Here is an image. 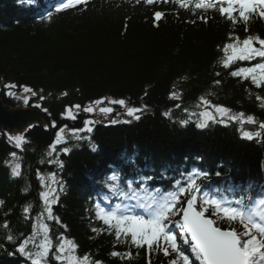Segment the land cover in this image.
I'll use <instances>...</instances> for the list:
<instances>
[{
	"label": "trees",
	"instance_id": "obj_1",
	"mask_svg": "<svg viewBox=\"0 0 264 264\" xmlns=\"http://www.w3.org/2000/svg\"><path fill=\"white\" fill-rule=\"evenodd\" d=\"M155 11L165 13L158 22L153 19ZM52 13L51 19H45L47 11L37 12L28 0H0V102L11 108L20 106L19 100L6 93L18 94L27 86L37 93L27 107L39 110L46 119L45 125L24 132L28 143L23 150L0 135V200L4 201L0 225L8 222L11 233L19 237L17 244L32 234L42 210L38 171L55 174L64 185L53 205L60 223L45 220L53 243L63 233L78 245L77 255L87 253L103 264H149L145 248L117 243L114 232L110 234L91 214L99 196L111 195L102 181L113 170L122 171L125 181L152 175L154 185L164 189L179 173L206 170L210 190L223 191L228 198L256 196L264 188V140L242 139L238 123L200 129L192 122L186 126L177 122L185 108L199 104L201 96L233 113L264 121V107L255 98L256 94L264 96V89L232 77L221 63L223 45L232 42L229 33L241 39L247 35L264 38V18L252 14L246 25L240 22L233 28L211 9L206 13L195 10L193 15L171 2L146 5L136 0H90ZM237 66H249V62ZM10 84L17 87H5ZM174 88L179 100L169 99ZM102 97L141 103L147 111L132 123L95 124L90 144H69L68 154L58 151L62 168L49 164L52 157L47 152L60 127L80 128V116L78 120L62 116L66 107H85ZM35 103L41 107L31 106ZM169 109L171 119L162 115ZM53 121L56 127L51 126ZM244 130L257 131L258 124L244 125ZM91 144L97 145L96 151ZM14 151L20 158L19 177H13L9 167ZM26 187L29 190L24 192ZM28 204L32 209L26 219L23 209ZM93 227L105 231L94 233ZM7 234L0 227V264H26L19 253L9 255L16 244L7 241ZM112 251H131L132 258L113 257ZM150 260L151 264H169L170 258L160 251L153 252Z\"/></svg>",
	"mask_w": 264,
	"mask_h": 264
},
{
	"label": "snow or ice",
	"instance_id": "obj_2",
	"mask_svg": "<svg viewBox=\"0 0 264 264\" xmlns=\"http://www.w3.org/2000/svg\"><path fill=\"white\" fill-rule=\"evenodd\" d=\"M87 2L88 0H58L54 5V11L60 13L86 5ZM143 2L146 5L171 2L180 9L192 11L193 15L195 10L206 13L211 9L229 21L233 28L240 22L246 25L252 14L264 18V0H143ZM28 3L35 4V0H28ZM136 3H141V0H136ZM52 14V11H48L44 18L51 19ZM164 16V12L155 11L154 22L160 21ZM200 19H205V16L201 15ZM244 31L248 32L247 26ZM229 40L232 42L225 43L222 47L224 55L221 63L224 69L229 70L232 77L249 81L257 89H264V38L259 35H247L241 39L240 36L230 32ZM238 62H249V66H237ZM216 75L219 76L220 73L217 72ZM184 79L186 80L187 77ZM214 83L218 85L220 81L216 80ZM5 87L14 89L17 86L10 84ZM23 92L30 96L37 95L27 86H23ZM6 94L17 100L22 99L26 106L29 105L30 96L19 97L13 91H8ZM255 98L261 102V107H264V96L256 94ZM39 99L43 100L44 97L40 96ZM169 99L179 100L180 94L172 91ZM199 99L200 103L196 107H203L204 110L189 112L185 108L188 118L177 121L181 126L192 122V116L197 117L195 123L200 129H205L210 124L219 123L228 126L229 123L236 122L240 125L242 139L264 140V121H258L253 115L246 116L243 112L233 113L232 109L212 104L204 96ZM106 100L109 106L101 107ZM110 105H119L123 108V114L128 119L123 121L107 119L115 111ZM31 106L40 108L41 104L35 103ZM175 107L180 108L181 105L176 104ZM43 111L47 112L48 109L44 108ZM81 111L88 114L96 113L107 119V123L115 125L121 122L139 121L142 113L147 111V105L129 106L125 99L108 100L102 97L90 102L86 107L79 104L68 106L62 116L65 119L76 120ZM171 112L172 110L169 109L162 115L171 119ZM101 122L103 121L100 119H84L82 128L68 130L67 125L60 127L56 132L55 141L49 146L47 156L52 158L47 162L62 168L63 161L59 156L53 157V153L57 152V145L64 144L65 146L59 151L64 154L70 153L72 149L67 146L69 141L77 143L90 141V134L95 124ZM245 124H258L259 130H244ZM51 126L56 127L54 121ZM66 130L70 134H67ZM5 134L8 141L17 149L23 150V146L28 143L24 132L15 135L10 132ZM91 149L96 151L97 145L91 144ZM10 155L13 157L11 174L13 177H19L21 176V164L18 162L20 158L15 151ZM215 175L220 176L221 173L216 172ZM37 177L45 190L39 193L43 202L42 210L35 218L37 223L33 224L32 234L17 244L19 237L11 233L8 222L5 221L0 225L8 232L7 241L16 244L14 252H10L9 255L19 253L25 258L26 264H51V261L57 264H103L99 260L93 261L87 253L83 256L77 255L78 245L63 233L57 236V242L53 243L49 235L50 227L45 220L60 223L59 217L54 215L53 205L58 203L64 185L56 180L55 174L50 177V183H46V178L39 171ZM163 178L162 175L161 179ZM155 179L156 177L152 175H140L138 179L125 181L120 170H113L103 179V187L111 195H104L95 202V215L97 220L107 226L110 234L114 231L117 243L128 244L136 249L145 248L149 255V264H151V254L160 251L165 257L170 258L169 264H264V188H261L256 196L249 195L246 198L245 195H240L236 198H228L210 190L206 183L210 179V174L200 169L179 173V178H172V184L168 189L155 186L153 183ZM52 184H59V191L52 187ZM28 190L26 187L24 192ZM248 191H251L250 187ZM113 197L119 202L114 203ZM3 204L4 201L0 200V206ZM31 209V204L24 207L26 219ZM92 231L99 233L105 229L93 227ZM38 237L41 238L38 240ZM110 255L121 259L132 258L131 251L125 253L112 251Z\"/></svg>",
	"mask_w": 264,
	"mask_h": 264
},
{
	"label": "rangeland",
	"instance_id": "obj_3",
	"mask_svg": "<svg viewBox=\"0 0 264 264\" xmlns=\"http://www.w3.org/2000/svg\"><path fill=\"white\" fill-rule=\"evenodd\" d=\"M175 89V90H174ZM173 89V91H176V88H174ZM16 96H19V97H24V96H30V94H28V93H24V92H19L18 94H16ZM15 98V97H14ZM33 98V96H30V100ZM16 99V98H15ZM108 100H112V99H108ZM20 101V106H18V107H16V108H21V109H27V108H30V107H27L24 103H23V100L22 99H20L19 100ZM128 102V104H129V106H135V107H141V106H143L144 104H139V105H137V103H132L131 101H127ZM200 103V102H199ZM197 105V104H196ZM196 105L193 107V108H191V109H188V111L189 112H200V111H203L204 109H203V107H201V108H197L196 107ZM102 106H109L108 104H107V100L105 101V104L104 105H101V107ZM110 106H112L114 109H115V111L111 114V116L110 117H108L107 119H119V120H121V121H123V120H125V119H128V117H126L123 113H124V109L123 108H121L119 105H110ZM86 107V106H85ZM9 108L10 109H16V108H11L10 106H9ZM31 109H35V108H31ZM36 110V109H35ZM38 112H39V110H37ZM73 111L75 112V109H73ZM176 111H178V110H176ZM173 113H175L174 111H173ZM42 115V114H41ZM43 116V115H42ZM79 116H80V118H79V121H78V125L80 126V128H82L84 125H83V120L84 119H100V120H102L103 122H101V123H96V124H103V125H109V123H107V119H104L102 116H100V115H98V114H96V113H94V114H88V113H84L83 111H81L80 112V114H79ZM44 117V116H43ZM45 118V117H44ZM181 118L182 119H186V118H188V112H185L184 110H183V112L181 113ZM196 119H197V117L196 116H192L191 117V120H192V123H194V124H196L195 123V121H196ZM76 120H78V118L76 119ZM180 120V119H179ZM45 123H46V121H42L41 122V124H39L38 122H36V123H34V124H32V125H30V126H38V125H45ZM122 123V122H121ZM231 123H235V124H237L236 122H231ZM230 124V123H229ZM237 125H239V124H237ZM246 126L248 125V124H245ZM240 126V125H239ZM29 127V126H28ZM28 127H26V128H23L20 132H26V131H24L25 129H29ZM93 130H94V128H93ZM6 132H9L8 131V129H1L0 130V135H4L6 138H7V136H6ZM19 132V130H11L10 131V133L11 134H13V135H15V134H18V133H20ZM93 132V131H92ZM66 133L67 134H70V132H67V130H66ZM85 133H82V135H84ZM92 134V133H91ZM91 134H90V137H91ZM82 142H85V143H91V139H90V141L89 140H84V141H80L79 142V144H81ZM11 143V142H10ZM12 145H14L13 143H11ZM72 145V144H78L76 141H69V143H68V145ZM69 145V146H70ZM74 145V146H75ZM65 145L64 144H61V145H57V152H54L53 153V157H55V156H57V155H59V153H61V152H59L58 153V151L62 148V147H64ZM13 161V157H11L10 159H9V167H10V171L12 172V162ZM53 174V173H52ZM52 174H41L42 176H44L45 178H46V183H50V177L52 176ZM55 178H56V180L57 181H60L61 182V180H60V178H58L56 175H55ZM37 179H38V177H37ZM39 180V179H38ZM52 187H55L56 189H57V191H59V184H52L51 185ZM38 189H40L39 190V193L41 192V191H44L45 190V188H42V186H41V183H40V181H39V185H38ZM60 195H61V193H60ZM43 203V202H42ZM36 223H37V221H36ZM41 237H38L37 239L39 240Z\"/></svg>",
	"mask_w": 264,
	"mask_h": 264
},
{
	"label": "water",
	"instance_id": "obj_4",
	"mask_svg": "<svg viewBox=\"0 0 264 264\" xmlns=\"http://www.w3.org/2000/svg\"><path fill=\"white\" fill-rule=\"evenodd\" d=\"M46 119L35 109H10L9 106L0 102V130H19V132L31 124H41Z\"/></svg>",
	"mask_w": 264,
	"mask_h": 264
},
{
	"label": "bare ground",
	"instance_id": "obj_5",
	"mask_svg": "<svg viewBox=\"0 0 264 264\" xmlns=\"http://www.w3.org/2000/svg\"><path fill=\"white\" fill-rule=\"evenodd\" d=\"M39 113L41 114V112L39 111ZM32 125V124H31ZM30 126V125H29Z\"/></svg>",
	"mask_w": 264,
	"mask_h": 264
}]
</instances>
